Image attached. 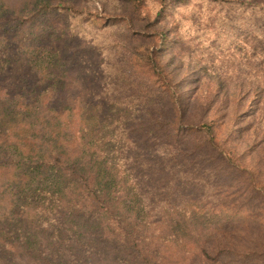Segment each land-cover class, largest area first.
<instances>
[{
  "label": "trees",
  "instance_id": "trees-1",
  "mask_svg": "<svg viewBox=\"0 0 264 264\" xmlns=\"http://www.w3.org/2000/svg\"><path fill=\"white\" fill-rule=\"evenodd\" d=\"M0 264H264V0H0Z\"/></svg>",
  "mask_w": 264,
  "mask_h": 264
},
{
  "label": "rangeland",
  "instance_id": "rangeland-1",
  "mask_svg": "<svg viewBox=\"0 0 264 264\" xmlns=\"http://www.w3.org/2000/svg\"><path fill=\"white\" fill-rule=\"evenodd\" d=\"M96 6L99 11L102 12L101 3L96 2ZM130 26L135 31L149 34L163 31L168 33L170 28L167 24L152 25L143 23L142 26H133L132 24ZM158 47H160V44H156V42L152 41L147 44L141 43L138 45V48L141 50L147 48L150 51H155ZM169 51L170 50L168 49L167 52ZM164 61L167 62V68L174 71L177 76V80L183 83L181 91L194 95L188 101L183 103L190 104V109L187 110L185 120L194 124H197L199 117L204 112V109L210 107V104L213 101L217 102V104L223 100L228 102L226 108L221 112L223 119L226 120L227 117H224L223 114H231V112L236 110L237 106L232 103L233 101L243 103V106L244 103H249L252 100L253 95L257 92L256 89L247 85L227 87L221 84L216 75L209 74L202 77L199 72V66L196 63L187 62L181 57L178 59L174 56H167L164 58ZM181 110L183 111L182 107ZM239 111L240 110H237V113ZM238 114H240V112Z\"/></svg>",
  "mask_w": 264,
  "mask_h": 264
}]
</instances>
